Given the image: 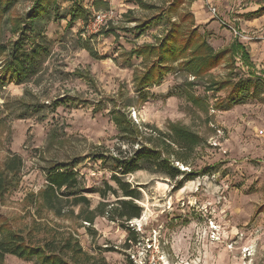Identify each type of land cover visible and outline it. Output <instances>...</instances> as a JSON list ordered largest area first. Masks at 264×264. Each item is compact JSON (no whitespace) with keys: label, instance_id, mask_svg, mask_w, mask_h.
Segmentation results:
<instances>
[{"label":"rangeland","instance_id":"374dc122","mask_svg":"<svg viewBox=\"0 0 264 264\" xmlns=\"http://www.w3.org/2000/svg\"><path fill=\"white\" fill-rule=\"evenodd\" d=\"M261 7L264 0H0V236L76 240L87 254L81 264H149L152 256L264 264ZM233 42L253 66L230 51ZM172 126L200 138L186 164L174 163L191 177L178 186L182 176L136 171L125 179L141 192L138 218L84 222L81 214L115 200L99 195L114 186L110 156L162 148ZM13 156L21 165L9 173ZM74 161L90 207L70 195L56 215L38 193L48 168ZM4 264L39 263L6 255Z\"/></svg>","mask_w":264,"mask_h":264},{"label":"trees","instance_id":"16d2710c","mask_svg":"<svg viewBox=\"0 0 264 264\" xmlns=\"http://www.w3.org/2000/svg\"><path fill=\"white\" fill-rule=\"evenodd\" d=\"M263 11L264 7H261L254 13ZM229 49L233 54H239L242 62L253 66L243 46L233 42ZM0 53H2V50ZM170 53H174L173 48H170ZM219 53L221 52H216L212 56L218 58ZM197 59L199 58L197 57ZM14 60L18 62L19 58H13L12 63ZM204 60L199 59L200 62ZM195 66L197 67L198 63ZM145 78L151 79L148 74ZM1 86H3V82L0 80ZM114 121L124 131L118 118H114ZM127 131L134 133L133 129ZM127 143L130 146L134 145L130 141H127ZM199 143L200 138L194 132L181 126H172L170 131L162 136L160 142L162 148H158L156 145H144L134 148L130 153L118 149L119 152L117 151L116 156H110L113 170L110 178L114 186L105 183L103 190L99 191L101 199H106L108 193H110L115 197V200L111 203L101 201L93 210L81 214L80 218L89 225L93 224L96 216L106 217L110 221L119 222L122 225L133 218H138L142 210L136 201L141 198V192L125 179L126 176L139 170L163 175L171 180H176L179 176H182L177 181V185L181 186L184 178H189L192 174L180 170L174 163L186 164ZM97 157L101 160L107 159L103 153L98 154ZM77 164V161H74L69 165L56 164L47 169L45 186L38 193L39 205L42 208L60 215L63 211L61 204L66 202L70 195H73L72 205H82L86 209L90 207V201L79 190V174L74 170ZM20 165V158L13 156L5 163V170L13 173L20 168ZM1 185L2 181L0 179V190ZM6 255H14L28 260L35 259L39 264H81L82 259L86 260L87 258V254L76 240L59 241L56 237H51L35 242L27 236L15 232L4 233L0 236V264H4Z\"/></svg>","mask_w":264,"mask_h":264},{"label":"built area","instance_id":"2783aa9c","mask_svg":"<svg viewBox=\"0 0 264 264\" xmlns=\"http://www.w3.org/2000/svg\"><path fill=\"white\" fill-rule=\"evenodd\" d=\"M211 9V11L212 12H215V8L214 7H211L210 8ZM102 16H100V15H97L96 17H95V22L96 23H100V22H102ZM239 35H240V33H238ZM264 38V37H263ZM152 246H150V248H151ZM158 259V258H157ZM149 264H159V262H158V260H154V256H152L151 258H150V260H149Z\"/></svg>","mask_w":264,"mask_h":264}]
</instances>
